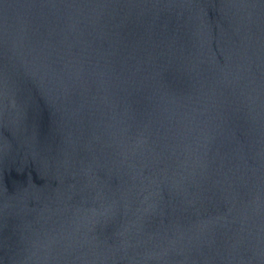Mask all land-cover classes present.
I'll use <instances>...</instances> for the list:
<instances>
[{
	"label": "water",
	"instance_id": "water-1",
	"mask_svg": "<svg viewBox=\"0 0 264 264\" xmlns=\"http://www.w3.org/2000/svg\"><path fill=\"white\" fill-rule=\"evenodd\" d=\"M0 264H264V0H0Z\"/></svg>",
	"mask_w": 264,
	"mask_h": 264
}]
</instances>
